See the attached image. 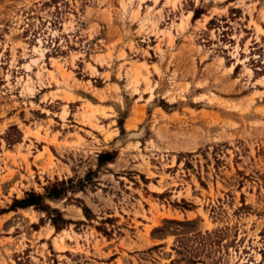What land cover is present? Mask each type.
<instances>
[{"label":"rangeland","instance_id":"374dc122","mask_svg":"<svg viewBox=\"0 0 264 264\" xmlns=\"http://www.w3.org/2000/svg\"><path fill=\"white\" fill-rule=\"evenodd\" d=\"M67 179L0 264H264V0H0V210Z\"/></svg>","mask_w":264,"mask_h":264},{"label":"trees","instance_id":"16d2710c","mask_svg":"<svg viewBox=\"0 0 264 264\" xmlns=\"http://www.w3.org/2000/svg\"><path fill=\"white\" fill-rule=\"evenodd\" d=\"M10 129H15L19 136L20 132L16 128V126H10ZM7 142L9 144L18 142L19 139L8 141L9 134L6 133L4 136ZM113 158L112 154L110 152H102L98 155V166H101L103 163H106L108 161H111ZM89 176V173L87 174ZM69 184L72 185V180H61V181H54L44 188V192L42 194L35 193L33 191L25 193V196L23 198L14 199L11 205L7 210L1 209L0 213L8 211V210H15L17 208H26V207H34L35 209H38L40 211H45L48 215V218L52 224V226L55 228L56 231L61 230L69 224L71 221L68 219H65L62 214L54 209L50 208L48 204H46L47 200H59L66 196L67 192L70 190ZM80 185L83 188L85 185L82 181H80ZM83 214L86 219H89V210L87 207H82Z\"/></svg>","mask_w":264,"mask_h":264},{"label":"crops","instance_id":"0c3cea01","mask_svg":"<svg viewBox=\"0 0 264 264\" xmlns=\"http://www.w3.org/2000/svg\"><path fill=\"white\" fill-rule=\"evenodd\" d=\"M90 103H91L93 106H95V105H99L98 103L96 104L95 102H92V101H90Z\"/></svg>","mask_w":264,"mask_h":264}]
</instances>
